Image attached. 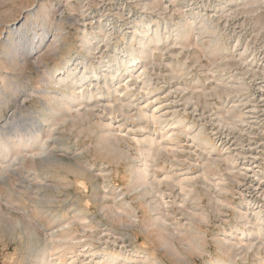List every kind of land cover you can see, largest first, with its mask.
I'll use <instances>...</instances> for the list:
<instances>
[{
    "label": "rangeland",
    "instance_id": "1",
    "mask_svg": "<svg viewBox=\"0 0 264 264\" xmlns=\"http://www.w3.org/2000/svg\"><path fill=\"white\" fill-rule=\"evenodd\" d=\"M0 264H264V0H0Z\"/></svg>",
    "mask_w": 264,
    "mask_h": 264
}]
</instances>
